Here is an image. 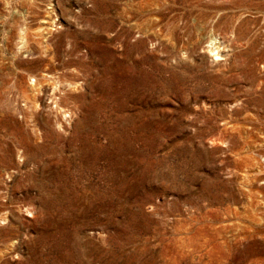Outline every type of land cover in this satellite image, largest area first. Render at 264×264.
Listing matches in <instances>:
<instances>
[{
	"label": "rangeland",
	"instance_id": "374dc122",
	"mask_svg": "<svg viewBox=\"0 0 264 264\" xmlns=\"http://www.w3.org/2000/svg\"><path fill=\"white\" fill-rule=\"evenodd\" d=\"M0 264H264V0H0Z\"/></svg>",
	"mask_w": 264,
	"mask_h": 264
}]
</instances>
